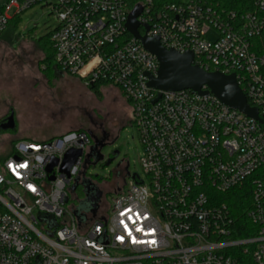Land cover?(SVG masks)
<instances>
[{
	"label": "built area",
	"instance_id": "2783aa9c",
	"mask_svg": "<svg viewBox=\"0 0 264 264\" xmlns=\"http://www.w3.org/2000/svg\"><path fill=\"white\" fill-rule=\"evenodd\" d=\"M36 6L57 20L62 72L87 88L114 86L129 103L142 175L127 172L108 208L103 197L80 223L69 203L77 180L89 179V134L17 141L0 164V264H264V54L252 45L264 30V0L243 1L242 13L205 0H0V33ZM137 7L142 36L192 53L206 72L235 75L261 122L212 93L151 88L159 62L126 28ZM72 149L84 155L67 176L61 164ZM247 187L256 229L245 226L249 235L238 238L219 195Z\"/></svg>",
	"mask_w": 264,
	"mask_h": 264
},
{
	"label": "rangeland",
	"instance_id": "374dc122",
	"mask_svg": "<svg viewBox=\"0 0 264 264\" xmlns=\"http://www.w3.org/2000/svg\"><path fill=\"white\" fill-rule=\"evenodd\" d=\"M56 26L49 9L36 6L21 14L15 33L12 27L0 33V123L11 112L15 121L14 130L0 132V164L15 141H48L51 136L83 130L91 140L93 164L87 175L104 193L118 181H128L127 172L142 175L139 160L143 149L132 125V109L114 86H104L96 94L77 77L47 78L41 72L39 61L44 56L37 42ZM99 151L102 159L96 162ZM85 161H89L87 156ZM123 161L128 163L127 172L119 168ZM113 194L103 198V209L108 208ZM85 198L83 193L74 194L69 205L76 209Z\"/></svg>",
	"mask_w": 264,
	"mask_h": 264
},
{
	"label": "water",
	"instance_id": "95a60500",
	"mask_svg": "<svg viewBox=\"0 0 264 264\" xmlns=\"http://www.w3.org/2000/svg\"><path fill=\"white\" fill-rule=\"evenodd\" d=\"M142 12L141 7L135 8L129 15L126 28L130 35L135 39L140 40L143 47L152 55H154L159 62V71L157 77H149L148 85L151 88L161 91H184L191 90L198 94L212 93L223 104L230 108L236 109L241 113L247 115L261 122L258 110L249 105L245 94L240 89L235 75H224L219 72H206L193 64V54L188 52L179 54L173 50H166L158 38H149L146 35L142 36L139 31L138 17ZM146 31L149 27H145ZM203 88H207L204 90ZM2 131H10L15 129L14 114H11L0 125ZM112 153V156L117 155ZM82 150H69L61 164V172L70 175L72 167L83 157ZM91 155H88L89 161L86 162L84 170L93 164L91 162ZM102 156L99 151L96 156V162L101 161ZM113 159H110L107 164H111ZM59 161L53 159L47 168L51 172ZM95 164V163H94ZM84 187L85 200L80 201L78 208L74 209L73 214L78 221L84 222L86 220V213H91L95 216L99 210V204L103 198V192L99 190L91 180L85 179L82 183ZM79 186V181L72 187L71 192L75 193Z\"/></svg>",
	"mask_w": 264,
	"mask_h": 264
},
{
	"label": "trees",
	"instance_id": "16d2710c",
	"mask_svg": "<svg viewBox=\"0 0 264 264\" xmlns=\"http://www.w3.org/2000/svg\"><path fill=\"white\" fill-rule=\"evenodd\" d=\"M205 1L211 2L213 4H220L223 8H226V9L238 12V13H242L244 10H248V8L243 7V1L245 0H205ZM21 14L16 15L9 23L8 27L9 28L12 27L14 33L18 29ZM263 16H264V13H263ZM126 36L129 38L131 37L129 34H126ZM37 43L40 45L42 52H43V56H44L39 61V67L41 69V72L47 78H55L62 74H65L64 72H62V70L57 66L55 62V49H54V43L52 41V33H50L44 38H41L40 40H38ZM252 45H253V50L257 54H264V30L260 36L252 40ZM104 86H109V84L102 83V82L94 83L93 85L88 87V89H90L91 91H94L96 94H99L100 89ZM80 131H83V130H80ZM0 132H3V131L0 129ZM16 142L17 141L13 143V146ZM11 154L12 152L10 153V155ZM9 156H7L6 158H8ZM80 193L84 194V191L81 189L80 186H78L74 194H80ZM219 197L222 202H225L229 205L233 216L236 217L237 219V224H238L237 237L238 238L249 235V233L247 234L244 232L245 226L250 227L253 230V232L255 231L256 228H254V226L248 221L246 217V211H248V209L250 208V204H251L250 187L237 188L228 193L220 194ZM77 198H79V196Z\"/></svg>",
	"mask_w": 264,
	"mask_h": 264
},
{
	"label": "flooded vegetation",
	"instance_id": "af4514ba",
	"mask_svg": "<svg viewBox=\"0 0 264 264\" xmlns=\"http://www.w3.org/2000/svg\"><path fill=\"white\" fill-rule=\"evenodd\" d=\"M11 114V113H10ZM9 114V115H10ZM8 115V116H9ZM7 116V117H8ZM6 117V118H7ZM5 118V119H6ZM4 119V120H5ZM3 120V121H4ZM3 121L0 123V125L3 123ZM88 155H91V153L90 152H88L87 154H86V156H88ZM111 157V156H110ZM115 156H112L111 158L113 159ZM110 158V159H111ZM119 168L120 169H122V170H124V171H128V163L127 164H125V162L123 161V162H121L120 163V165H119ZM124 185H125V181H123V182H120V181H118L112 188H110L109 190H107L106 192H104L103 193V197H105L106 198V196L107 195H109L110 193H117V192H121V191H123L124 190ZM80 187H81V189L84 191V187H83V185L81 184V185H79Z\"/></svg>",
	"mask_w": 264,
	"mask_h": 264
},
{
	"label": "crops",
	"instance_id": "0c3cea01",
	"mask_svg": "<svg viewBox=\"0 0 264 264\" xmlns=\"http://www.w3.org/2000/svg\"><path fill=\"white\" fill-rule=\"evenodd\" d=\"M59 136V135H58ZM58 136H51L49 139H52V138H56V137H58ZM42 140H48V139H42Z\"/></svg>",
	"mask_w": 264,
	"mask_h": 264
}]
</instances>
